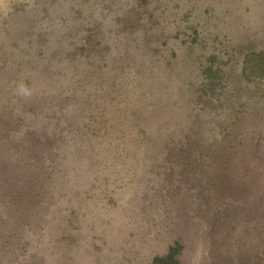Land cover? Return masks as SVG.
I'll return each mask as SVG.
<instances>
[{
  "label": "rangeland",
  "instance_id": "1",
  "mask_svg": "<svg viewBox=\"0 0 264 264\" xmlns=\"http://www.w3.org/2000/svg\"><path fill=\"white\" fill-rule=\"evenodd\" d=\"M263 49L264 0H0V264H264Z\"/></svg>",
  "mask_w": 264,
  "mask_h": 264
},
{
  "label": "trees",
  "instance_id": "2",
  "mask_svg": "<svg viewBox=\"0 0 264 264\" xmlns=\"http://www.w3.org/2000/svg\"><path fill=\"white\" fill-rule=\"evenodd\" d=\"M242 74H243L242 79L247 81V82H251V83L263 82L264 83V49L261 51H250L249 53H247L245 55L244 62H243ZM205 79H206V82L204 84L205 89L210 88L211 92H213L217 87L220 88L221 85L224 83V81L222 80L221 70L218 68L211 67V66L208 68V70L206 72ZM219 88H217V89H219ZM205 91L206 90H204V92ZM250 111L252 113L256 112V114L258 113L257 111H260L262 113L261 110L255 111L254 109H251ZM245 116L246 115H244V114L238 115L237 117L235 116L232 119L226 120V121H229L231 123L230 127L235 128V131L238 132V135L240 133L239 127L241 126V120ZM255 117L256 116L254 114H250L246 119H249L248 122L251 123V121H253V119H255ZM99 122H102V121H99ZM233 132H234L233 130L230 131L229 135H232ZM234 147H235L234 154L240 155V153L243 152V149H246L248 147V145H247V143H245L244 141H242L240 139H237V137H236ZM216 153H218L217 150H216ZM263 155H264V152H263ZM263 161H264V156H263ZM12 165L14 166L16 164H12ZM262 165H264V162L260 163V164L256 163V164H253L252 168L254 169V172H259L264 176V174L261 171ZM14 167H16V166H14ZM14 167L12 169H13V171H16V169H14ZM50 178L47 180L48 182H49ZM263 181H264V177L261 178V182H263ZM36 194H38V193L34 189H33V191L26 190L22 194H16L14 196L15 198H17V199H18V197H21V198L18 200H15L13 203H14V205H16V204L21 203L25 200L28 203L33 202L35 204L37 201L35 198ZM2 208L6 209V205H3ZM17 209L20 212H23V210H25V209H21L20 207H17ZM15 212H16V210H15ZM15 212L13 214V216L15 218H19L22 214V213L18 214ZM225 246L227 247V241L225 243ZM186 248H187L186 242L184 241L183 238L179 237V239H177V241H175V243H173V245L170 247L168 253L156 258L157 264H180V260H181L180 256L181 257L185 256ZM216 249H217V247H216ZM218 250H221V249H217V251ZM226 250H228V249H226ZM233 252H234V254H231V252L228 253V252H225L224 249H222L219 253L220 256L222 257L220 264H222L224 262H225V264H228L229 262H232L229 259H233V258H234L233 264H237V263L246 264L244 261L241 262L239 260V258H241V253H235L234 250H233Z\"/></svg>",
  "mask_w": 264,
  "mask_h": 264
}]
</instances>
